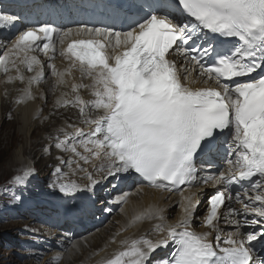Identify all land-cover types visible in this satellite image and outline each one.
Listing matches in <instances>:
<instances>
[{
  "label": "snow or ice",
  "instance_id": "snow-or-ice-1",
  "mask_svg": "<svg viewBox=\"0 0 264 264\" xmlns=\"http://www.w3.org/2000/svg\"><path fill=\"white\" fill-rule=\"evenodd\" d=\"M132 7L123 17L126 31H64L50 24L21 30L18 15L0 12V30L16 34L10 46L0 45V72L7 75L15 69L18 75L7 80L23 83L19 61L35 73L16 103L35 99L32 85L45 79V65L34 54L38 51L49 61L54 88L65 85L73 71L91 81L73 84L74 97L65 99L64 93L56 101L61 107L78 108L90 126L86 132L69 125L74 131L62 130L63 138H56L55 147L75 157L61 162L89 181L82 186L57 167L59 190L95 193L100 183L96 174H103L117 183L124 178L179 193L183 215L175 225L165 223L163 210L155 206L130 220L129 226L159 221L152 233H166L165 238L153 240L144 234L120 240L119 249L98 264H149L152 253L169 244L167 258L153 264H264V0H148ZM57 54L69 62L63 71L54 63ZM172 55L183 61L179 67ZM201 81L212 83L191 86ZM81 88L91 89L94 98L83 99ZM93 112L102 114L93 117ZM221 154L227 167L200 176L197 159L207 158L211 164ZM88 164L93 171L83 166ZM33 171L25 168L14 183H25ZM196 184L215 188L201 224L206 232L192 230L199 204L192 191ZM129 195L121 192L112 202L127 205ZM240 215L243 221L235 219ZM229 218L235 230L225 235L220 220ZM242 226L251 230L242 234Z\"/></svg>",
  "mask_w": 264,
  "mask_h": 264
},
{
  "label": "bare ground",
  "instance_id": "bare-ground-1",
  "mask_svg": "<svg viewBox=\"0 0 264 264\" xmlns=\"http://www.w3.org/2000/svg\"><path fill=\"white\" fill-rule=\"evenodd\" d=\"M0 1H1L0 4V9H1L5 3L4 0H0ZM6 1L9 6H14L13 0H6ZM71 13L73 12L70 11L65 12L63 16L68 17V15ZM76 21H79V19ZM7 38L8 37L6 36L5 30H0V45L10 46L11 41L15 39V38H8V39H12L11 41H8ZM1 51H3V48H0V52ZM34 54L37 55L45 65L44 81L41 82L38 86L32 85V93L35 99L29 100L25 103H16L19 97L23 94V90L26 87H28L27 79L33 76L35 74L34 72H28L23 64H19V61H17V64L19 65L20 72L25 77L23 83H21L19 80H14L12 82H9L7 80L8 75L13 77L18 75L15 69H11V71L7 75L4 74L3 72H0V99H1V109L4 114V120H7L8 122L9 121L13 122L16 119V121H18V123L21 125L17 130H12L9 129L8 127H4L3 129V133H2L3 147L10 149L15 144L14 141L15 139H17V141H22V144H20L19 148L13 155V158L10 160V165L13 168L22 167V169L31 167L34 171L30 177H35L37 174H40L39 169L42 168L44 170V168L47 167L46 164L48 162H50L49 163L50 170L48 173H50L56 167L57 163H60V168L62 169V172L69 173L68 179L75 181L76 183L82 186L86 185L89 183V181L86 178H84L85 174L83 172L77 171L75 174H72L70 173L69 168L66 166V163L61 162V160L67 162L70 159H75L73 154L70 152H64L60 149H57L55 147V144L57 142L56 138L58 136L60 138H63V131H69V132L74 131V129L68 127L69 125H75L76 127L84 129L86 132L90 130V126L83 123V118L80 116L78 108L72 106L61 107L57 105L56 101L64 93L67 94L64 97L65 99H69V100L72 99L75 95V93L72 92V87H71L73 84H91V81L82 78L81 74L78 71H73L72 75L65 77L67 81L65 85H61L59 88H54L55 77L51 76L50 69L47 67L49 63L47 57H45L44 54L39 51ZM174 58L177 60L179 67L180 64L183 63V61L181 60L180 57L174 56ZM54 63L56 64L57 69L63 71L68 66L69 62L57 54ZM193 77L194 78L196 77L195 73L193 74ZM181 78L183 79V73L181 74ZM211 83L212 82L210 81L209 85H204L201 81L192 84L191 86L194 88H196L199 85L211 86ZM80 95L86 101L92 100L94 98L91 94V89L89 88H81ZM13 109H15V112H13ZM61 113H64L65 116L70 120L69 119L64 120L65 125H53L49 127V124H51L52 120L55 119L54 117H57ZM101 114L102 112H93L92 116L96 117ZM72 119H74L75 122H73ZM40 125H44V126H40ZM33 136H36V141L33 140ZM43 141H45L43 144L44 150L42 151V153H37V151L35 150L38 148V146L42 144ZM80 151H83V149H80ZM94 163L99 164V161H94ZM35 166H38L39 169H37ZM83 166L87 167L90 172L93 171L91 164L83 165ZM75 167L76 165L73 164V168ZM205 172L208 171L205 170ZM44 175H47V173H45ZM96 179H98L100 183L96 185L95 193L89 192L85 189L83 191H77L72 194H65L61 192L59 189H57L50 194V197L56 199L58 201V205L61 203L70 204L66 209L70 213V216L76 217L78 214L86 215V213L88 212L87 209L92 205L93 200L102 191L103 186L109 184L111 181H114V178L105 177L103 174H96ZM120 182L126 183L127 185L130 183L136 184L137 189L142 188V191L138 192L137 189H135L133 191L135 195L130 196L128 204L122 206L124 207V212H121L119 210L116 216L113 215V217L115 216L114 217L115 220L118 221L117 228L106 229L107 227V223H106V225L104 227L99 228L97 232L91 233V235L85 238H80L78 241L71 239L69 235L62 233L59 230L56 229L52 230L49 227L47 228L49 230L48 235H50L52 232V235L62 234L69 237V244L70 243L73 244L77 242L91 243V247H87L83 249L84 252L81 259L77 258L78 256L74 257L70 254H65V257L61 262L62 264L65 263L98 264V262L101 259L111 256L114 253V251L118 250L120 247L119 241L126 238H137L144 234H149V238L153 240H159L165 238L166 233H161V234L152 233V229L154 228L156 223H159V221L144 220L142 223H139L136 226H129L131 218L136 213L143 212L151 206H155L163 210V215L166 218L164 221L165 223L175 225L176 223L179 222L180 218L183 215L182 210L180 208L177 214H175L176 215L175 219L173 220L172 218H170V216L174 213L173 204L175 202H179L181 199L177 191H171V192L158 191L143 186L140 183H134L132 180H127L124 178H121ZM212 188L213 187L211 185L205 186L201 184H196L192 188V191L197 192L198 194L197 198L199 200V204L198 207L196 208L194 219L192 222V230L196 232L209 231L207 227L200 226V228H197V225H195L194 223L196 220L199 221L202 218V216L205 217L206 209L208 207V203H207L208 201H206L205 199L206 197H208L207 195L208 193H210V190ZM185 195H188V193L185 192ZM97 205L102 206L103 205L102 201L97 203ZM108 209L109 208L107 207L106 210H104L105 213L108 212ZM82 218L77 217L78 221L76 223H81ZM107 219L108 218H105L101 222V225L104 224L107 221ZM235 219H239L243 221L245 217L240 215V216H236ZM247 219L249 218L247 217ZM245 227L247 226L240 227V232L242 234H246L244 230ZM220 228L223 230V233L225 235L235 230V226L231 223V218H229L227 222L225 219H221ZM38 229L37 232L39 234H44L40 228ZM88 229L89 230L87 232H89L91 228ZM124 229L127 230L125 231ZM249 230L251 229L248 228L247 232ZM118 232L120 233L119 236L116 235ZM214 236L215 233H213L212 238H214ZM113 238L116 239L117 241L116 243L111 242ZM96 242H98V245L94 246L96 245ZM83 245L84 244L80 245V247ZM92 245L94 247H92ZM66 247L67 246H64V248ZM170 247L171 244H169L167 248L164 247L158 248L154 253H152L149 264H153V260L156 261L167 258V256L169 255ZM77 251L78 250L74 248L71 252L77 253ZM61 252L62 251L55 252L54 254L52 253L53 255L50 258L47 257L45 259H47V262L49 263L50 261H52L54 255L56 254L62 255L63 253ZM69 258H71L70 262H69Z\"/></svg>",
  "mask_w": 264,
  "mask_h": 264
},
{
  "label": "rangeland",
  "instance_id": "rangeland-1",
  "mask_svg": "<svg viewBox=\"0 0 264 264\" xmlns=\"http://www.w3.org/2000/svg\"><path fill=\"white\" fill-rule=\"evenodd\" d=\"M13 112H15V109H13ZM54 118L49 127L53 125H65L64 120L69 119L64 113ZM72 121L75 122L74 119ZM20 126L16 119L13 122L4 120L0 99V264H49L45 258H50L55 252L60 251H62V255L56 254L53 257V259L57 256L62 257L58 261V264H62L61 262L65 254H70L74 257L78 256L77 258L81 259L84 252L83 249L91 247L90 242L69 244V237L62 234L52 235V232L48 235L49 230L47 228L59 230L69 235L75 241L97 232L106 223V229L117 228L118 221L114 217L123 205L113 203L112 201L121 192L130 193L129 197L134 196L135 193L133 191L137 187L135 185L129 187L126 183H121L120 181L118 183L115 180L111 181L109 184L103 186L102 191L87 209L86 215L78 214L76 217L70 216V213L66 210L70 204L61 203L58 205V201L50 197V194L54 190L59 189L55 169L60 167V163H57L50 173H48L50 162L46 164L47 167L44 170L35 166L40 170V174H37L35 177L29 176L23 184L14 183L15 177L22 175L24 169L22 167H11L10 160L13 158L20 144H22V141L15 139V144L13 143L14 145L10 149H7L3 147L2 133L4 127L17 130ZM33 140L36 141V136H33ZM44 142L35 150L37 153H42L44 150ZM45 173L47 175H44ZM54 183L55 186H53ZM114 183H116L115 188L113 187ZM101 201L103 205L98 206L97 203ZM237 205L239 204L237 203ZM107 207L111 211L105 213L104 210ZM179 208L178 202H175L173 204L174 213L170 218L175 219V214H177ZM113 215L115 216L113 217ZM77 217H84L81 223H76L78 221ZM105 218H108L107 221L101 225V222ZM194 224L197 225V228H200L201 220H196ZM38 228L44 234H39L37 232ZM88 228H91L89 232H87ZM82 244L84 245L80 247ZM97 245L98 242L94 246ZM64 246L67 247L64 248ZM94 246L92 245V247ZM74 248L78 250L77 253L71 252ZM70 261L71 258H69Z\"/></svg>",
  "mask_w": 264,
  "mask_h": 264
}]
</instances>
